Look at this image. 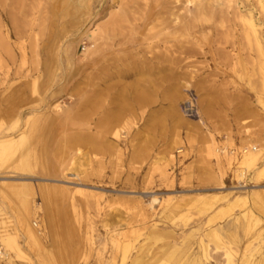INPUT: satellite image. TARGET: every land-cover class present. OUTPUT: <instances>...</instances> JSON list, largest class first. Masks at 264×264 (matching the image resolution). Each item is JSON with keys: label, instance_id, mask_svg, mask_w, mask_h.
<instances>
[{"label": "rangeland", "instance_id": "374dc122", "mask_svg": "<svg viewBox=\"0 0 264 264\" xmlns=\"http://www.w3.org/2000/svg\"><path fill=\"white\" fill-rule=\"evenodd\" d=\"M189 1L0 0L5 264H264V0Z\"/></svg>", "mask_w": 264, "mask_h": 264}, {"label": "bare ground", "instance_id": "6f19581e", "mask_svg": "<svg viewBox=\"0 0 264 264\" xmlns=\"http://www.w3.org/2000/svg\"><path fill=\"white\" fill-rule=\"evenodd\" d=\"M157 1V0H156ZM226 1V0H225ZM149 2V1H148ZM199 2V0H190L189 1V4H196V3H198ZM232 2V1H231ZM211 3H213V0H207V2H206V6H210V4ZM154 5V4H153ZM198 5V4H197ZM231 5V4H230ZM152 6V5H151ZM198 6H201V5H198ZM164 7V6H163ZM164 9V8H163ZM198 10H199V7L197 8ZM231 9V8H230ZM161 10V9H160ZM208 10H209V7H208ZM160 13V12H159ZM162 13V12H161ZM160 13V14H161ZM167 13H169V12H167ZM238 13V12H237ZM242 13V12H241ZM165 14V13H164ZM217 14V13H216ZM166 15V14H165ZM168 15V14H167ZM224 15V14H223ZM161 16H163V14L161 15ZM255 16V15H254ZM157 17H158V15H157ZM164 17V16H163ZM170 17V16H169ZM234 17V16H233ZM191 18V17H190ZM224 18V17H223ZM237 18V17H236ZM241 18V17H240ZM243 18V17H242ZM161 19V18H160ZM164 19V18H163ZM175 19H177V18H175ZM253 19V18H252ZM252 19H250L249 21H248V26H249V28L252 30V32H253V36H255L256 37V29H255V25H254V23H253V21H252ZM260 19V18H259ZM194 20V19H193ZM232 20V19H231ZM255 20V19H254ZM165 21V20H164ZM229 21V20H228ZM259 21H261V20H259ZM264 20H262V22H263ZM161 22H163V21H161ZM183 22V21H182ZM193 22H195V21H193ZM170 24V23H169ZM187 24H189V23H187ZM177 25V24H176ZM180 26V25H179ZM246 26V25H245ZM247 26V27H248ZM176 27V26H175ZM183 27V26H182ZM205 28V27H204ZM204 28H203V30H204ZM246 28V27H245ZM176 29V28H175ZM93 32H90L89 34H88V36L90 37V38H92L93 37V35H91ZM254 38V37H253ZM245 39V38H244ZM257 39V38H256ZM254 40H255V38H254ZM258 43V42H257ZM258 45V44H257ZM263 46V45H262ZM261 46V47H262ZM258 47V49L259 50H261V47H260V45H258L257 46ZM168 48V47H167ZM175 49H176V46H175ZM177 49H179V48H177ZM186 49V48H185ZM88 51V50H87ZM169 51V50H168ZM194 49L193 48H189V49H187L186 50V52L185 53H187V54H193L194 53ZM259 52V51H258ZM257 53V52H256ZM73 55V54H72ZM166 57V56H165ZM192 57V56H191ZM161 58V57H160ZM179 58V57H178ZM162 61H163V59H162ZM71 62V61H70ZM116 62V61H115ZM143 62V61H142ZM173 62H175V61H173ZM145 64V63H144ZM160 64V63H159ZM162 64V63H161ZM176 64V63H175ZM175 64H172V65H174L175 66ZM181 64V63H180ZM114 65V64H113ZM119 65V64H118ZM171 65V66H172ZM120 66V65H119ZM189 66V65H188ZM113 67V66H112ZM115 67V66H114ZM121 67V66H120ZM137 67V66H136ZM136 67H134V68H136ZM139 67V66H138ZM160 68H159V70L158 71H160V73H161V71L163 72V70H164V68H163V65H160L159 66ZM129 68H130V65H129ZM132 68V67H131ZM147 68V67H146ZM176 68V67H175ZM187 68V67H186ZM138 69V68H137ZM158 69V68H157ZM157 69H155V70H157ZM115 70V69H114ZM130 70V69H129ZM140 70V69H139ZM107 71V70H106ZM125 71V70H124ZM131 71V70H130ZM141 71V70H140ZM158 71H156V73L158 72ZM113 72V71H112ZM133 72V71H132ZM165 72V71H164ZM167 72V71H166ZM109 73V72H108ZM159 73V74H160ZM105 74H106V72H105ZM113 75H110L111 77H117L118 79H120V78H123V80L127 77V72L125 73V72H123V69H122V71H119V69H117V70H115L114 71V73H112ZM129 74V73H128ZM167 74V73H166ZM105 76V75H104ZM103 76V77H104ZM107 76V75H106ZM175 77V76H174ZM104 79V78H103ZM105 80V79H104ZM158 80V79H157ZM161 80V79H160ZM175 80V79H174ZM108 81V80H107ZM186 81V80H185ZM166 83H168V82H166ZM173 83V82H172ZM107 84V83H106ZM158 84H165V82H164V80L163 81H160ZM185 84V83H184ZM111 85H113V84H110V86ZM110 86H109V88H110ZM116 86V85H115ZM196 86V85H195ZM105 87V86H104ZM118 87V86H117ZM190 87H191V85H190ZM108 88V87H107ZM105 90V89H104ZM119 90V89H118ZM101 91H103V89L101 90ZM104 92V91H103ZM107 92H109V91H107ZM113 92V91H112ZM124 92V91H123ZM105 93H106V91H105ZM105 93H104V95H105ZM110 93H111V91H110ZM104 95H102V97L104 96ZM106 96V95H105ZM108 96V95H107ZM114 96V95H113ZM109 97V96H108ZM110 97H111V95H110ZM109 97V98H110ZM107 98V97H106ZM102 100V99H101ZM106 100H109V99H106ZM106 100H104V101H106ZM118 101V100H117ZM108 105V104H107ZM111 105V104H110ZM115 107V106H114ZM105 108H107V107H105ZM119 108V107H118ZM120 109V108H119ZM118 109V111L120 112V110ZM108 110V109H107ZM113 110H114V108H113ZM118 111H117V113H118ZM112 114H114V115H112V118L113 117H118V116H116L115 115V113H112ZM111 118V119H112ZM101 121H104L103 119H101ZM116 121V120H115ZM105 122H106V120H105ZM101 124V123H100ZM104 125V124H103ZM114 126H115V124H114ZM5 140V139H4ZM4 140H0V159H1V157L2 156H5L6 154H8L12 149H13V147L15 146V144H16V142H15V140H7V141H4ZM108 149V148H107ZM257 158H259L258 157V155L256 156V153L255 152H245L244 154H243V158H242V160H241V162L239 163V166H238V170H239V172L241 171H243V170H247V169H249V168H252V167H255L256 166V162H257ZM250 170V169H249ZM252 170V169H251ZM247 173V172H246ZM258 173H264V167L263 168H261L260 169V171L258 172ZM241 174V173H240ZM242 176V175H241ZM259 176H261V175H259ZM262 176H264V175H262ZM264 179V178H263ZM18 196H19V199H18V212H19V215L21 216V215H23V216H26V215H29L30 214V212H31V208H30V200H31V198H29V195L28 194H22L20 191H19V193H18ZM4 228V227H3ZM8 239V238H7ZM2 239L3 241L5 240L9 245H11V246H14L15 247V242L13 241V240H10V239ZM15 240V239H14ZM2 241V242H3ZM6 243V244H7ZM5 245V244H4ZM9 250V249H8ZM10 258H9V255H8V257H7V261L9 260ZM42 264V263H41Z\"/></svg>", "mask_w": 264, "mask_h": 264}, {"label": "built area", "instance_id": "2783aa9c", "mask_svg": "<svg viewBox=\"0 0 264 264\" xmlns=\"http://www.w3.org/2000/svg\"><path fill=\"white\" fill-rule=\"evenodd\" d=\"M181 113L185 118L195 120L198 123H202V120H201V117L199 114V110L197 108V103H196L195 97L191 93L187 94L185 101L182 103ZM224 152H225L224 149L220 150L221 154H223ZM229 153L235 154V151L231 150V151H229ZM244 153H245V151L238 152L236 154L241 155ZM34 226L36 227L37 223L34 224ZM7 257H8L7 252L5 251L3 246L0 245V264H5L7 262Z\"/></svg>", "mask_w": 264, "mask_h": 264}, {"label": "crops", "instance_id": "0c3cea01", "mask_svg": "<svg viewBox=\"0 0 264 264\" xmlns=\"http://www.w3.org/2000/svg\"><path fill=\"white\" fill-rule=\"evenodd\" d=\"M45 193H47L46 191H44ZM138 262V261H137Z\"/></svg>", "mask_w": 264, "mask_h": 264}]
</instances>
